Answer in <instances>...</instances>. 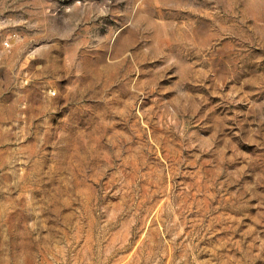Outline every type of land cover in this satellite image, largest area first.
Returning a JSON list of instances; mask_svg holds the SVG:
<instances>
[{
    "label": "clouds",
    "instance_id": "1",
    "mask_svg": "<svg viewBox=\"0 0 264 264\" xmlns=\"http://www.w3.org/2000/svg\"><path fill=\"white\" fill-rule=\"evenodd\" d=\"M260 61L264 0H0V264H264Z\"/></svg>",
    "mask_w": 264,
    "mask_h": 264
},
{
    "label": "rangeland",
    "instance_id": "2",
    "mask_svg": "<svg viewBox=\"0 0 264 264\" xmlns=\"http://www.w3.org/2000/svg\"><path fill=\"white\" fill-rule=\"evenodd\" d=\"M260 63L264 64V61H260ZM234 84H235L234 81H230V84H229V85H225V91H228L230 85H234ZM235 86H238V85H235ZM245 90L248 91V90H250V89H247V88H246ZM211 102H212V103H218V102H219V97L211 98ZM217 111L219 112L220 110L217 109ZM149 130H150V129H149ZM114 131H115V133H123L124 135H128L126 129L123 128L122 126H119V125L115 126ZM107 136H108L109 138H112V137H113V130H112V129H109V130H108ZM101 143H103V141H101ZM93 147H96V145H93ZM157 149H158L157 154L162 156L163 153L159 151V146H158V145H157ZM104 152H105L106 155H108V153H107V149H104ZM81 155H83V153H81ZM133 160L135 161V157H134V156H133ZM144 188H145V190L147 191V190H148V185L145 184V185H144ZM83 191L87 192V189H83ZM114 203H118V202H114ZM163 203H164V201L161 200V201L155 206V208H154V210H153V213H152V216H150V217L148 218V224H147V227H151L153 219H155V220H157V221L159 220V215H158V213H159L160 207L162 206ZM252 215H255V209H254V208H253V210H252ZM142 239H143V235H142V237H141V240H142ZM140 242H141V241H137V245H139ZM135 250H136V249L133 248L132 251H130L129 253H127V256L125 257V260H124V264H131V257L135 254Z\"/></svg>",
    "mask_w": 264,
    "mask_h": 264
}]
</instances>
